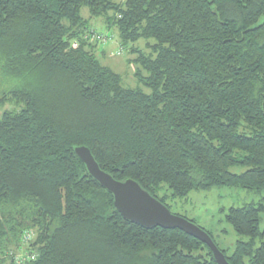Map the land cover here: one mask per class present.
<instances>
[{
  "label": "trees",
  "instance_id": "1",
  "mask_svg": "<svg viewBox=\"0 0 264 264\" xmlns=\"http://www.w3.org/2000/svg\"><path fill=\"white\" fill-rule=\"evenodd\" d=\"M83 8L117 29L123 48L154 40L149 54L131 48L149 92L123 87L102 64ZM8 105L0 264H216L180 230L126 221L74 148L87 146L102 170L170 210L192 191L263 190L264 0H0V108ZM263 212L262 203L227 211L248 238L231 256L222 250L230 264H264Z\"/></svg>",
  "mask_w": 264,
  "mask_h": 264
},
{
  "label": "rangeland",
  "instance_id": "2",
  "mask_svg": "<svg viewBox=\"0 0 264 264\" xmlns=\"http://www.w3.org/2000/svg\"><path fill=\"white\" fill-rule=\"evenodd\" d=\"M125 0H115V2H124ZM81 15L90 20V26L94 30L107 38V43L100 45L96 54L103 65L112 69L122 78V85L127 89L143 88L145 92L148 89L142 87L135 77L138 66L135 62L138 54L131 52V48L149 54L150 50L147 43L154 44V40H140L136 44H130L123 48L119 39L117 29H108L102 18H91L88 8H83ZM143 74H145L143 72ZM12 107L5 106L0 108V116L5 109ZM245 169L234 168L232 172L242 173ZM264 205V189L260 191H250L237 187H214L209 191H192L185 199H176L168 202L171 206V212L175 215L186 217L194 221L199 227L209 231L214 237L219 249L231 256L235 251L236 243L239 240L247 241L248 238L238 236L231 226L226 222L225 215L232 207H242L248 204ZM261 229H264V212L261 214Z\"/></svg>",
  "mask_w": 264,
  "mask_h": 264
},
{
  "label": "water",
  "instance_id": "3",
  "mask_svg": "<svg viewBox=\"0 0 264 264\" xmlns=\"http://www.w3.org/2000/svg\"><path fill=\"white\" fill-rule=\"evenodd\" d=\"M74 152L85 165L89 175L114 197V207L128 222L145 229L180 230L208 246L216 264H230L212 237L189 219L175 215L171 210L133 179L116 180L101 169L87 146H77Z\"/></svg>",
  "mask_w": 264,
  "mask_h": 264
},
{
  "label": "built area",
  "instance_id": "4",
  "mask_svg": "<svg viewBox=\"0 0 264 264\" xmlns=\"http://www.w3.org/2000/svg\"><path fill=\"white\" fill-rule=\"evenodd\" d=\"M93 37H94V39H96L97 40V42H100V43H102V44H106L107 43V37L105 36V35H102V34H98V33H95L94 32V34H93ZM76 46V45H75ZM29 240H31V238H30V236L28 237V238H26V241H29ZM20 257H22V256H20ZM28 258H30V259H35V256L34 255H32V256H30V255H28Z\"/></svg>",
  "mask_w": 264,
  "mask_h": 264
}]
</instances>
